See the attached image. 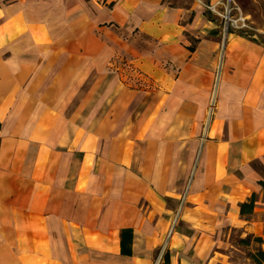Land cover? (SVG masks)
I'll use <instances>...</instances> for the list:
<instances>
[{"label": "crops", "instance_id": "obj_1", "mask_svg": "<svg viewBox=\"0 0 264 264\" xmlns=\"http://www.w3.org/2000/svg\"><path fill=\"white\" fill-rule=\"evenodd\" d=\"M217 2L0 0V264H264V44Z\"/></svg>", "mask_w": 264, "mask_h": 264}, {"label": "built area", "instance_id": "obj_2", "mask_svg": "<svg viewBox=\"0 0 264 264\" xmlns=\"http://www.w3.org/2000/svg\"><path fill=\"white\" fill-rule=\"evenodd\" d=\"M206 7L215 16L220 18L223 24L224 34L232 31V29L243 32H251L254 30L249 20H247V17L243 15L240 7L236 5L234 0H222L221 3L217 2V4L207 5ZM184 199L185 196L182 197L181 202L184 201ZM154 264H157V262Z\"/></svg>", "mask_w": 264, "mask_h": 264}, {"label": "rangeland", "instance_id": "obj_3", "mask_svg": "<svg viewBox=\"0 0 264 264\" xmlns=\"http://www.w3.org/2000/svg\"><path fill=\"white\" fill-rule=\"evenodd\" d=\"M238 5L241 7L243 13H247L249 23L252 25L254 30L252 33H255L259 36V41L257 43L264 44V0H236ZM235 13V12H234ZM232 235L235 234L231 233ZM234 240L237 242V238ZM240 248L246 250L244 245H239Z\"/></svg>", "mask_w": 264, "mask_h": 264}, {"label": "trees", "instance_id": "obj_4", "mask_svg": "<svg viewBox=\"0 0 264 264\" xmlns=\"http://www.w3.org/2000/svg\"><path fill=\"white\" fill-rule=\"evenodd\" d=\"M260 184H261L262 187H264V182H261ZM254 198H255V195L253 194V196L250 198V200H249L248 203H243V204H241V212H242V213H243L244 210H245V209H244L245 206H247L248 211H251V210H252V208H253V206H254V205H253ZM251 238H252L251 236H247L246 238L242 239L241 241L244 242V243H248V242L251 240ZM254 240H256V241H261V238L255 237ZM122 252H123V249H122ZM249 256H250L251 258H253V260H254L255 262H262V261H264V250H262V249H258V250H257V253H256V257L253 256V254H250Z\"/></svg>", "mask_w": 264, "mask_h": 264}, {"label": "water", "instance_id": "obj_5", "mask_svg": "<svg viewBox=\"0 0 264 264\" xmlns=\"http://www.w3.org/2000/svg\"><path fill=\"white\" fill-rule=\"evenodd\" d=\"M246 36H248L249 38L255 40V41H259V36L255 33H252V32H247L246 33Z\"/></svg>", "mask_w": 264, "mask_h": 264}]
</instances>
